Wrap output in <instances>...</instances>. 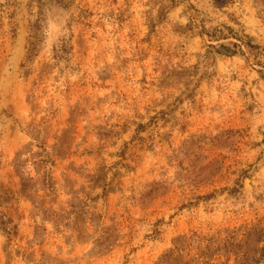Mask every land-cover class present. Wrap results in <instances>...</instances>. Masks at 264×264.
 I'll use <instances>...</instances> for the list:
<instances>
[{
	"label": "rangeland",
	"instance_id": "obj_1",
	"mask_svg": "<svg viewBox=\"0 0 264 264\" xmlns=\"http://www.w3.org/2000/svg\"><path fill=\"white\" fill-rule=\"evenodd\" d=\"M69 1L0 0V264H264V0Z\"/></svg>",
	"mask_w": 264,
	"mask_h": 264
},
{
	"label": "trees",
	"instance_id": "obj_2",
	"mask_svg": "<svg viewBox=\"0 0 264 264\" xmlns=\"http://www.w3.org/2000/svg\"><path fill=\"white\" fill-rule=\"evenodd\" d=\"M45 1H52V2H55L57 5H61L64 7H68L71 4V1L69 0H38V2L41 5H43ZM41 20L42 18L40 17V19L34 25V29H36V34L34 36V42L31 43V49H30L31 54L35 52L38 41H40L43 37V34L41 33V29L43 28V25L41 24ZM235 46L239 47V45L237 44ZM71 49H72V46H71L70 39L64 36L59 41V47L56 49V52L58 53L57 56H59V58H66L67 55L70 53Z\"/></svg>",
	"mask_w": 264,
	"mask_h": 264
}]
</instances>
